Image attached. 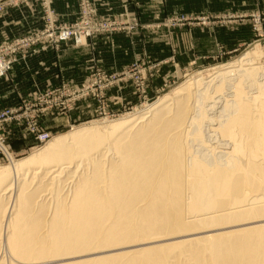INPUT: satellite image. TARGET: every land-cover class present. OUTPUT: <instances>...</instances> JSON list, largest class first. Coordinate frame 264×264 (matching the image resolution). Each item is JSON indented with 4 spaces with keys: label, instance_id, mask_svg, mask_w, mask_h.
Listing matches in <instances>:
<instances>
[{
    "label": "bare ground",
    "instance_id": "bare-ground-1",
    "mask_svg": "<svg viewBox=\"0 0 264 264\" xmlns=\"http://www.w3.org/2000/svg\"><path fill=\"white\" fill-rule=\"evenodd\" d=\"M259 69L227 72L239 79L214 123L229 143L223 158L192 153L215 115L208 106L193 114L191 94L134 124L77 129L17 162L9 156L0 250L15 264H264V81L252 82L253 95L244 88Z\"/></svg>",
    "mask_w": 264,
    "mask_h": 264
},
{
    "label": "rangeland",
    "instance_id": "rangeland-1",
    "mask_svg": "<svg viewBox=\"0 0 264 264\" xmlns=\"http://www.w3.org/2000/svg\"><path fill=\"white\" fill-rule=\"evenodd\" d=\"M66 1L4 2L0 12V19L9 16L5 22L10 23L9 31H3L4 22L0 21V58L16 60L7 74L0 76V80L6 79L5 87H9L3 89L0 82V113L16 110L20 114L10 122L0 123L4 145L13 161L22 160L46 148L56 137L77 129L125 121L134 124L139 118H151L154 106H171L174 99L190 94L193 114L197 115L208 106L205 110L210 113L209 118L215 115L213 119L217 120H208L206 126L204 124V137L208 138L202 147L199 146L200 150L196 151L199 148L196 143L193 148L194 144L188 142L191 150L194 149L192 153L203 157L205 150L208 158H223L219 153L226 152L224 148L229 143L222 137L220 141L215 130L220 110L225 103L228 105L234 100L233 84L239 79L238 76L234 78V73L227 72L232 68L261 67V73L255 72V80L244 81L248 92L245 91L250 95L257 90L251 84L264 81V0ZM35 7L39 11L36 12ZM66 10L70 11V16L63 13ZM13 15H17L15 23ZM63 28L79 33L82 41L71 38L58 42L47 33V30L58 33ZM13 29H17L15 33ZM18 40H31L32 45L6 55V48ZM64 44L69 47L64 48ZM43 51L53 53L57 58L63 55L64 62L53 67L54 75H58L45 82L42 79L44 70L33 67L32 74H37L40 80L32 81V94L21 90L18 98L13 97L9 74L21 60ZM250 52L259 54L252 62L239 63ZM222 82V92L217 91V85L221 86ZM196 88L200 90L196 91ZM216 91L223 93L222 96ZM205 92L209 94L208 98ZM196 95L201 99L205 96L207 100H204L213 104L203 100L204 107ZM209 98L214 99L210 101ZM199 103L203 105L202 109ZM209 122L213 123L212 127ZM208 127L213 131L210 132ZM214 132L218 137L213 135ZM42 134H48L49 138L42 141ZM27 141H32V145L27 146ZM108 154L107 158L114 157L112 152ZM5 157L0 151V167L12 166L13 162ZM29 178L32 180L31 174ZM6 252V249L0 250L4 263L13 264L15 261L6 256Z\"/></svg>",
    "mask_w": 264,
    "mask_h": 264
},
{
    "label": "crops",
    "instance_id": "crops-1",
    "mask_svg": "<svg viewBox=\"0 0 264 264\" xmlns=\"http://www.w3.org/2000/svg\"><path fill=\"white\" fill-rule=\"evenodd\" d=\"M66 2H73V0H67ZM37 8V7H35ZM39 11L38 8L36 9V12ZM63 13L66 14V16H70V11L66 10L63 11ZM7 18L9 16H6ZM6 17H3L2 19H0V21H3V25H2V30L9 31V27L8 25H10V23L5 22V20L7 19ZM13 23H15V19H17V15H13ZM6 27V28H5ZM29 29H25L26 33L30 30ZM17 29H13L12 32L15 33ZM63 47H69L68 44H64ZM49 51V50H47ZM44 52V53H43ZM42 53H39L36 56H32L29 55L28 58L26 60H21L19 63H17V65L14 67L13 71L9 74L11 81H12V96L15 98H18V95H20L21 90H23V92H27V94H32V81H39L40 78L37 77V74L34 75L32 74V68L33 67H37L39 68L38 71H40V69L44 70L43 74H42V79L45 82L48 81H52L53 78L58 75H54V69L53 67H59L61 65L62 62H64V57L63 55L59 56L58 58L52 53L43 51ZM55 65V66H54ZM44 68V69H43ZM56 73L59 72L58 69H56L55 71ZM37 73V72H36ZM39 73V72H38ZM62 75V74H61ZM60 76V75H59ZM63 76V75H62ZM58 77V76H57ZM9 78V79H10ZM5 80H0L1 83H3L2 87L3 89L7 88L6 90L9 89V87H5ZM6 82H9L6 81ZM5 84V85H4ZM32 141H27V146H31Z\"/></svg>",
    "mask_w": 264,
    "mask_h": 264
},
{
    "label": "built area",
    "instance_id": "built-area-1",
    "mask_svg": "<svg viewBox=\"0 0 264 264\" xmlns=\"http://www.w3.org/2000/svg\"><path fill=\"white\" fill-rule=\"evenodd\" d=\"M26 0H0V12L3 10L4 2H25ZM48 35L51 37H55L58 42H65L67 40H70L71 38H74L75 41L81 42V36L79 33L74 32V30L70 28H63L58 33L52 31L49 32L47 30ZM47 35V34H46ZM32 45L31 40H18L12 44V46L6 48V55H10L14 52H18L20 50L26 49ZM16 61V60H13ZM13 61L7 60L4 56L3 58H0V76H3L7 74V72L11 69V66L13 64ZM20 115L18 111L16 110H6L0 113V123H7L15 119L16 115ZM41 140L45 141L49 138L48 134H42L40 135ZM0 151L6 156L5 158H10V154L8 152L7 147L4 145V137L1 134V128H0ZM7 155H6V154Z\"/></svg>",
    "mask_w": 264,
    "mask_h": 264
}]
</instances>
